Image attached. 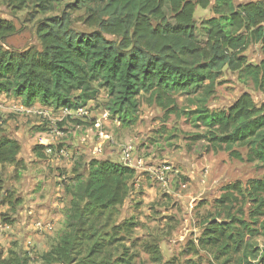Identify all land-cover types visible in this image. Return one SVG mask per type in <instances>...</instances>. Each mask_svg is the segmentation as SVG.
Listing matches in <instances>:
<instances>
[{"label": "trees", "instance_id": "16d2710c", "mask_svg": "<svg viewBox=\"0 0 264 264\" xmlns=\"http://www.w3.org/2000/svg\"><path fill=\"white\" fill-rule=\"evenodd\" d=\"M51 1L37 0V6L51 11ZM196 7H211L214 15L206 22L203 46L195 34ZM68 8L83 11L90 32L76 31L71 15L63 12L38 23L39 48L21 51L4 48L15 30L0 19V95L19 99L25 108L39 104L78 110L103 90L106 111L122 127L136 124L140 96L173 106L174 95L194 94L205 83L212 88L224 68L242 73L264 96V58L249 65L243 56L250 43L264 48V0L237 5L231 0H74ZM185 115L204 130L189 137L191 144L204 142L208 153L224 151L234 160L264 165V110L250 94L242 93L224 110L198 106ZM236 147L244 148L245 154ZM41 150L34 148L40 158ZM19 152L18 141L0 137V167L15 164ZM134 175L121 163L91 159L85 178L76 181L66 230L41 257L42 264H131V257L114 255L118 236H127L130 225H113L112 212L129 195ZM234 194L254 205L253 224L264 217V178L249 181L245 188L231 185L216 201L220 221L206 223L200 247L225 264L236 254L244 264H264V251L248 241L264 236V227L254 230L231 213ZM147 249L158 261L156 247ZM0 264L30 263L11 251Z\"/></svg>", "mask_w": 264, "mask_h": 264}, {"label": "rangeland", "instance_id": "374dc122", "mask_svg": "<svg viewBox=\"0 0 264 264\" xmlns=\"http://www.w3.org/2000/svg\"><path fill=\"white\" fill-rule=\"evenodd\" d=\"M231 1L237 5L248 0ZM73 2L52 0V10L42 12L37 0H26L22 6L0 0V19L15 30L4 48H39L38 23L63 12L71 15L76 31L90 32L83 11L68 8ZM164 12L169 16L166 8ZM213 16L211 7L195 8V34L201 46L206 41V22ZM243 56L247 64L256 65L264 58V48L250 43ZM206 85L194 94L174 95L173 106L140 96L138 120L131 127H122L110 115L102 119L107 112L103 90L77 119L39 104L25 108L19 99L7 96L3 103L7 110L0 112V137L17 140L20 152L15 164L0 167V258L7 259L14 251L26 256L30 264H42L41 257L58 244L66 230L74 187L77 179L85 178L88 162L97 159L122 164V153L131 145L142 166L134 170L124 203L112 212L113 225H130L127 236H118L114 255L131 257V264H225L202 249L199 239L208 221H220L216 201L226 189L231 185L245 188L249 181L263 179L264 165L234 160L224 151L208 153L204 142L191 144L189 137L204 130L195 128L185 114L198 106L224 110L242 93L250 94L255 105L264 110V96L246 76L227 68L212 88ZM97 122L99 128H95ZM35 147L43 149L41 158L34 153ZM235 150L245 154L244 148ZM254 209L247 198L234 194L231 213L259 230V225L264 227V217L253 224ZM248 241L264 251V236ZM151 245L159 253L158 261L149 254ZM243 261L236 254L226 264Z\"/></svg>", "mask_w": 264, "mask_h": 264}, {"label": "built area", "instance_id": "2783aa9c", "mask_svg": "<svg viewBox=\"0 0 264 264\" xmlns=\"http://www.w3.org/2000/svg\"><path fill=\"white\" fill-rule=\"evenodd\" d=\"M58 111L63 116H69L71 119H77V117H80L81 115L86 114V107L82 109H78V110L60 108L58 109ZM43 115H46V113H44ZM108 115H109L108 112H105L102 115V119H107ZM99 127H100V123L99 122L95 123V128H99ZM134 152H135L134 147L129 145L128 147L125 148L121 156L122 164L125 167H128L129 169H132V170L138 169L142 166V161L135 159Z\"/></svg>", "mask_w": 264, "mask_h": 264}, {"label": "crops", "instance_id": "0c3cea01", "mask_svg": "<svg viewBox=\"0 0 264 264\" xmlns=\"http://www.w3.org/2000/svg\"><path fill=\"white\" fill-rule=\"evenodd\" d=\"M8 95H4V94H1L0 95V112H4L5 110H7V105H3V103L5 102V98H7ZM13 97V96H12ZM42 107V106H41ZM8 138H11V137H8ZM17 141V140H16Z\"/></svg>", "mask_w": 264, "mask_h": 264}]
</instances>
